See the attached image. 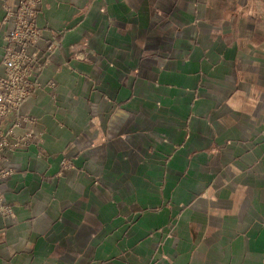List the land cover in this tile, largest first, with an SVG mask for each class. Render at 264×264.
Segmentation results:
<instances>
[{
  "label": "crops",
  "instance_id": "0c3cea01",
  "mask_svg": "<svg viewBox=\"0 0 264 264\" xmlns=\"http://www.w3.org/2000/svg\"><path fill=\"white\" fill-rule=\"evenodd\" d=\"M36 24L0 264H264V0H39Z\"/></svg>",
  "mask_w": 264,
  "mask_h": 264
},
{
  "label": "built area",
  "instance_id": "2783aa9c",
  "mask_svg": "<svg viewBox=\"0 0 264 264\" xmlns=\"http://www.w3.org/2000/svg\"><path fill=\"white\" fill-rule=\"evenodd\" d=\"M38 2L18 0L15 5L4 7L1 24L4 44L0 54V66L3 68V74L0 75V120L18 112L20 106L40 88L36 77L50 62L55 50L54 42L47 43L43 51L35 50L42 38V32L36 24ZM13 129L4 133L0 126V160L4 152L25 146L28 142L31 134L29 130L17 136ZM10 134L15 137L13 141H9ZM6 175L8 172L0 171V179Z\"/></svg>",
  "mask_w": 264,
  "mask_h": 264
}]
</instances>
